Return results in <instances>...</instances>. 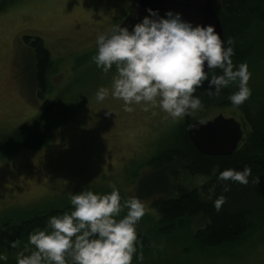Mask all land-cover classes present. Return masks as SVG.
Returning a JSON list of instances; mask_svg holds the SVG:
<instances>
[{
    "label": "rangeland",
    "instance_id": "374dc122",
    "mask_svg": "<svg viewBox=\"0 0 264 264\" xmlns=\"http://www.w3.org/2000/svg\"><path fill=\"white\" fill-rule=\"evenodd\" d=\"M138 1L0 0V229L67 209L71 193L110 192L114 183L122 199L144 202L146 212L136 226L137 235L148 239L138 249L142 264H264V189L253 196L255 226L237 243L198 250L183 233H156L157 214L142 195L154 173L143 164L171 144L165 138L178 121L159 109L136 106L128 113L122 100L95 98L98 88H110L115 73L113 67L104 74L92 59L97 34L121 25ZM253 32L264 42V25ZM24 37L41 39L50 52L47 92L36 87L33 52ZM243 63L252 74L248 86L264 92V49ZM218 115L241 124L239 112L230 108H202L189 117L204 121ZM43 132V148L25 146ZM178 181L192 189L207 178L191 179L180 170ZM21 242L22 248L27 240ZM17 251L8 247L0 253L8 255L6 264H16ZM132 264H139L135 256Z\"/></svg>",
    "mask_w": 264,
    "mask_h": 264
},
{
    "label": "clouds",
    "instance_id": "9594fccd",
    "mask_svg": "<svg viewBox=\"0 0 264 264\" xmlns=\"http://www.w3.org/2000/svg\"><path fill=\"white\" fill-rule=\"evenodd\" d=\"M146 12L131 30L116 25L97 34L94 63L104 74L115 67L110 88L102 86L95 93L98 102L111 96L123 101L125 112H134L136 106L145 112L159 109L180 121L202 109L195 93L205 82L209 97H219L235 84L238 90L229 95L230 103L239 107L249 99L252 74L247 63L233 64L234 40L225 46L214 25H194L178 12L169 10L163 16L152 8ZM217 68L222 74H215ZM251 175L250 166L229 168L217 181L247 185ZM109 187L104 194L71 193L69 211L50 216L46 227L30 233L22 248L20 240L11 241L10 247L18 249L16 264H132L134 256L142 264L136 226L145 215L144 202L135 196L122 199L114 183ZM224 203L226 197L220 195L215 209L220 211ZM7 260L8 255L0 253V264Z\"/></svg>",
    "mask_w": 264,
    "mask_h": 264
},
{
    "label": "trees",
    "instance_id": "16d2710c",
    "mask_svg": "<svg viewBox=\"0 0 264 264\" xmlns=\"http://www.w3.org/2000/svg\"><path fill=\"white\" fill-rule=\"evenodd\" d=\"M213 5L220 20L225 46H228L229 39L235 42V54L231 57L234 65L238 66L253 52L264 49L263 40L257 35L256 38L253 36V29L264 25V0H219L218 4L213 0ZM24 42L29 44L33 52L36 87L39 91L46 89L47 92L53 64L50 52L39 38L24 37ZM215 74H222V70L215 69ZM207 87L205 82L203 88L195 93L201 99L204 110L230 108L240 114L244 131L236 150L230 156L201 154L187 136L188 126L198 119L187 116L178 121L172 133L165 138L171 144L143 164L144 168L154 173L153 179L143 184L147 187L142 195L144 200H149L150 208L157 214L156 233L160 236L183 233L198 250L237 243L251 232L255 226L253 196L264 189V92L251 89L249 99L235 107L228 99L238 90L235 84L224 89L219 97H209ZM45 143L46 133L43 132L36 134L25 146L39 150ZM245 166L252 169L247 185L232 181L225 185L217 181L221 171L229 168L242 170ZM180 170L191 179L202 176L207 178V182L200 188L189 189L178 181ZM220 195L226 197V203L217 211L214 201ZM70 209L71 206L41 214L20 224H4L0 229V252L10 247L11 241L28 240L30 233L44 229L50 216L60 215ZM196 223L201 226H196ZM147 244L146 236L137 235L138 249Z\"/></svg>",
    "mask_w": 264,
    "mask_h": 264
},
{
    "label": "water",
    "instance_id": "95a60500",
    "mask_svg": "<svg viewBox=\"0 0 264 264\" xmlns=\"http://www.w3.org/2000/svg\"><path fill=\"white\" fill-rule=\"evenodd\" d=\"M159 10L161 16L171 10L182 14V18L194 25L215 26L223 39V31L213 0H139L132 14L121 24L131 27L148 15L146 9ZM207 71V69H205ZM192 145L203 155L212 157L230 156L242 140L241 124L233 118L218 115L212 120L195 121L187 128Z\"/></svg>",
    "mask_w": 264,
    "mask_h": 264
}]
</instances>
